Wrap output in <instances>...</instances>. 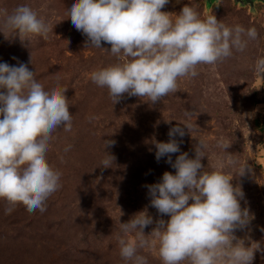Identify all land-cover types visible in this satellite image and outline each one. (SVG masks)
Returning a JSON list of instances; mask_svg holds the SVG:
<instances>
[{"label":"rangeland","instance_id":"1","mask_svg":"<svg viewBox=\"0 0 264 264\" xmlns=\"http://www.w3.org/2000/svg\"><path fill=\"white\" fill-rule=\"evenodd\" d=\"M21 4L44 17L50 32L27 37L0 33V63H28L46 85L58 75L73 119L70 132L60 128L52 133L46 151L48 163L62 173L46 211L29 210L17 201L5 212L6 201L0 198V264H125L117 240L119 222L146 210L153 219L144 229L148 236L156 221L169 219L151 206L148 186L159 183L165 172L175 174L168 157L156 160L155 143L169 141L170 129L184 121L185 110L193 113L192 127L184 129L183 137H172L182 141L180 152L169 154L172 163L181 153L195 158L198 141L204 140L208 149L201 164L214 170L221 152L216 141L226 138L231 143L226 151L248 166L242 176L231 170V183L244 193L241 208L252 217L234 235L245 246L259 242L264 249V74L260 78L254 70L256 59L264 57V4L255 3L251 11L234 0H169L162 12L178 15L184 6H193L202 19L212 14L230 26L255 27L259 37L244 52L234 51L214 66L199 65L196 77L179 78L177 91L156 104L123 94L114 105L90 73L125 58L86 48L87 37L67 18L69 0H0L10 13ZM110 47L102 41L101 48ZM104 141L114 142L105 148L115 158L111 168L99 167ZM67 145L72 147L65 153ZM138 251L148 264H162L158 245ZM253 264H264V251L254 254Z\"/></svg>","mask_w":264,"mask_h":264},{"label":"clouds","instance_id":"2","mask_svg":"<svg viewBox=\"0 0 264 264\" xmlns=\"http://www.w3.org/2000/svg\"><path fill=\"white\" fill-rule=\"evenodd\" d=\"M169 0H69L66 7L72 24L86 37V48L95 47L117 57L123 63L109 65L90 73L98 87L106 88L113 105L123 94L147 97L152 104L160 102L178 88L179 78L198 75L199 65H216L244 52L250 41L258 39L255 27L227 25L212 14L203 19L197 8L184 6L178 15L162 12ZM174 16V19H173ZM46 19L27 4L18 5L10 13L0 7V33L7 31L18 37L50 32ZM102 41L110 50L101 48ZM70 53V52H69ZM72 54V53H70ZM254 70L261 78L264 57H258ZM67 88L56 82L46 85L27 64L9 66L0 63V198L10 212L17 201L29 209L46 211V201L61 187L60 170L50 165L46 151L52 133L63 128L72 130V114ZM193 113L184 112V121L170 129L168 142L155 143V158L168 157L175 174L165 172L161 181L148 186L150 204L167 221H156L150 235L145 227L153 219L142 210L128 222L120 223L117 236L120 256L125 264H148L140 249L158 245L162 264H253L259 242L245 241L234 231L247 225L252 217L242 209V188L233 186V169L245 173L246 162L229 154L231 143L224 137L216 141L221 152L214 170L201 164L208 145L198 141L195 158L187 153L174 163L169 154L180 152L175 136L189 131ZM94 119V117H92ZM99 167L111 168L114 157L105 148ZM71 145L64 148L67 153ZM121 213V212H120ZM122 214V213H121Z\"/></svg>","mask_w":264,"mask_h":264},{"label":"water","instance_id":"3","mask_svg":"<svg viewBox=\"0 0 264 264\" xmlns=\"http://www.w3.org/2000/svg\"><path fill=\"white\" fill-rule=\"evenodd\" d=\"M234 2L242 7L248 6L251 11L254 10L255 3L264 4V0H234Z\"/></svg>","mask_w":264,"mask_h":264}]
</instances>
